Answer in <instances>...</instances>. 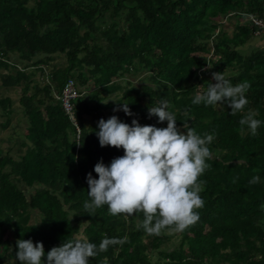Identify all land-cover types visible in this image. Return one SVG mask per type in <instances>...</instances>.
I'll return each mask as SVG.
<instances>
[{"label": "trees", "instance_id": "1", "mask_svg": "<svg viewBox=\"0 0 264 264\" xmlns=\"http://www.w3.org/2000/svg\"><path fill=\"white\" fill-rule=\"evenodd\" d=\"M250 16L264 19V0H0V132L23 124L8 143L0 137V264H19V239L47 253L69 238L124 236L90 264H264V33ZM209 72L251 84L244 113L192 104ZM68 79L79 88L76 125L56 98ZM162 100L182 131L215 135L199 222L156 236L107 206L90 216L88 173L99 179L101 159L124 155L100 146L98 121L167 127L148 116ZM124 102L133 116L113 111ZM249 109L262 121L255 136L239 124Z\"/></svg>", "mask_w": 264, "mask_h": 264}, {"label": "clouds", "instance_id": "2", "mask_svg": "<svg viewBox=\"0 0 264 264\" xmlns=\"http://www.w3.org/2000/svg\"><path fill=\"white\" fill-rule=\"evenodd\" d=\"M212 81L203 93L195 94L192 104L215 107L227 103L232 115L245 112L250 104L246 98L249 82L233 85L223 72H213ZM120 104L114 112L122 110L128 116L134 115L128 103ZM169 107L162 100L159 106L148 109L149 118L157 117L158 123L167 122V127L142 126L137 119L129 125L116 115L98 121L100 146L123 149L124 155L114 158L110 165L101 159L94 166L99 179L88 173L89 199L83 208L90 216L107 206L109 215L124 214L125 222L135 216L138 229L156 236L184 233L199 222L200 210L205 206L201 193L206 184L201 177L211 168L207 161L212 158L210 145L215 135H201L187 123L182 131ZM255 115L250 109L243 115L239 121L241 131L246 128L251 135H257L262 121ZM259 182L257 175L249 183ZM127 239L105 237L97 245L84 238H69L47 253L42 242L19 239L15 255L19 264H90L91 259L109 247L123 245ZM101 264H108L107 256Z\"/></svg>", "mask_w": 264, "mask_h": 264}, {"label": "built area", "instance_id": "3", "mask_svg": "<svg viewBox=\"0 0 264 264\" xmlns=\"http://www.w3.org/2000/svg\"><path fill=\"white\" fill-rule=\"evenodd\" d=\"M249 20L251 24L255 27L256 29V34H261L264 33V19L259 18L257 16H250ZM79 97V88L77 84L75 83L74 80L68 79L66 83L64 84L62 91L59 95H57V100L61 102V106L70 120V122L73 125H76V120L74 116V112L72 109V100H75ZM77 129V139L79 138V129Z\"/></svg>", "mask_w": 264, "mask_h": 264}, {"label": "rangeland", "instance_id": "4", "mask_svg": "<svg viewBox=\"0 0 264 264\" xmlns=\"http://www.w3.org/2000/svg\"><path fill=\"white\" fill-rule=\"evenodd\" d=\"M229 32H230V30H229ZM207 76H208V77H211V76H212V72H209V73L207 74ZM130 78H131L133 81H135V82H136L137 79H138L137 76H133V77H130ZM207 85H208V84L203 83V84L199 87V89L202 90V91H205L206 88H207ZM4 96H7V97H9L10 99H12L13 102H14V106H15L16 108L19 109V105H18V91H17V90H15V89L7 90V91L4 92ZM22 125H23L22 123L20 124V126H19V125H15V124L13 125V122H11L10 128H9L8 130H5V131H3V132H0V137L4 138L5 141H6V143H8V142H9V137L13 134L14 131H16V130L18 131V130L21 128ZM21 131L24 132L23 129H22ZM20 140H21L20 137H15L14 140H12V143L16 144V143H18ZM170 247H171V246H170Z\"/></svg>", "mask_w": 264, "mask_h": 264}]
</instances>
